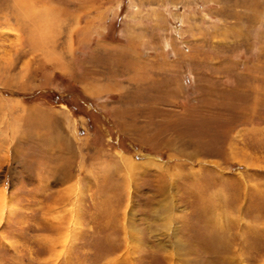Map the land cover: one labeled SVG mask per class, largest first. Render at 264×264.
<instances>
[{
	"label": "rangeland",
	"instance_id": "obj_1",
	"mask_svg": "<svg viewBox=\"0 0 264 264\" xmlns=\"http://www.w3.org/2000/svg\"><path fill=\"white\" fill-rule=\"evenodd\" d=\"M0 264H264V0H0Z\"/></svg>",
	"mask_w": 264,
	"mask_h": 264
},
{
	"label": "bare ground",
	"instance_id": "obj_2",
	"mask_svg": "<svg viewBox=\"0 0 264 264\" xmlns=\"http://www.w3.org/2000/svg\"><path fill=\"white\" fill-rule=\"evenodd\" d=\"M44 12H45V14H47V16H46V17H47V18H49V13H46L47 11H44ZM36 13H37V12H36ZM41 14H42V13H41ZM41 14H40V15H38V16H40V17H41V16H42ZM34 16H36V15H34ZM44 17H45V15L43 16V18H44ZM34 18H35V17H34ZM47 18H46V19H47ZM38 19H40V18H38ZM45 21H46V20H45ZM37 22H38V21H37ZM38 23H39V22H38ZM45 26H47V25H45ZM45 26H44V27H45ZM37 30H38V29H37ZM42 35H43V34H42ZM38 39H39V38H38ZM43 40H44V39H43ZM40 41H41V40H40Z\"/></svg>",
	"mask_w": 264,
	"mask_h": 264
}]
</instances>
